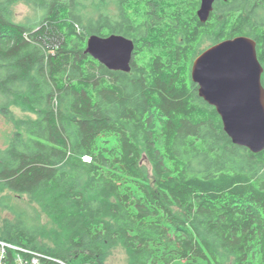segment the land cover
Listing matches in <instances>:
<instances>
[{"label": "trees", "instance_id": "obj_1", "mask_svg": "<svg viewBox=\"0 0 264 264\" xmlns=\"http://www.w3.org/2000/svg\"><path fill=\"white\" fill-rule=\"evenodd\" d=\"M18 1L0 0V115L37 118L0 147V193L59 229L16 211L0 242L41 264H106L118 246L129 264H264V151L235 145L191 79L205 36L253 38L264 67V0H217L206 23L201 0H24L46 12L34 26L13 19ZM111 33L136 42L128 73L85 53ZM4 248L6 264L30 257Z\"/></svg>", "mask_w": 264, "mask_h": 264}, {"label": "water", "instance_id": "obj_2", "mask_svg": "<svg viewBox=\"0 0 264 264\" xmlns=\"http://www.w3.org/2000/svg\"><path fill=\"white\" fill-rule=\"evenodd\" d=\"M216 1L201 0L197 10L201 23L209 20ZM135 48V40L123 34H92L85 53L111 71L128 73ZM263 72L257 42L245 35L212 45L195 58L191 68L198 95L216 108L232 142L253 153L264 151Z\"/></svg>", "mask_w": 264, "mask_h": 264}, {"label": "rangeland", "instance_id": "obj_3", "mask_svg": "<svg viewBox=\"0 0 264 264\" xmlns=\"http://www.w3.org/2000/svg\"><path fill=\"white\" fill-rule=\"evenodd\" d=\"M106 11L108 15L113 19H116L119 15L118 7H116V3L114 1L110 2ZM45 13L46 12L44 10L30 3H27L24 0L18 1L12 6L13 19L17 23H22L28 26H34L44 17ZM214 44L216 43L212 38L205 36L199 47L202 51H205ZM10 109L13 114L12 117H5L0 115V147H5L9 143L10 138L13 137L18 131L17 123L15 120L37 118V114L27 111L21 106L12 105ZM0 199H4V202L7 204L3 205L2 203H0V215L2 217L14 218L16 215V211L24 212L29 217L32 215L35 216L36 214H40V218L42 224L45 226V229L49 230L52 227H56L57 229H59L54 222L52 223L51 219L46 214L40 211L39 205L36 202L31 201L28 195L18 197L13 192L6 190L0 193ZM40 244H42L43 246L52 245L50 236L43 238ZM36 252L40 251L36 250ZM40 253L45 254L43 252ZM129 261L130 257L128 251L123 246H118L111 250L106 260V264H129Z\"/></svg>", "mask_w": 264, "mask_h": 264}, {"label": "built area", "instance_id": "obj_4", "mask_svg": "<svg viewBox=\"0 0 264 264\" xmlns=\"http://www.w3.org/2000/svg\"><path fill=\"white\" fill-rule=\"evenodd\" d=\"M84 159L87 160V161L91 160V158L89 156H85ZM0 244L3 247V249L1 250V254H0V264H6V263H4V261L2 259L3 255L5 253V248L4 247H14V248H17L19 250L25 251V252H27L30 255V257L28 259H24L22 256H19L18 264H41L43 258H48V259H52L53 260V258H51V257H49V256H47L45 254H42L40 252L26 250V249H21V248L13 246L11 244H8L6 242H0ZM55 260H57V259H55ZM57 261L63 263L61 260H57ZM63 264H65V263H63Z\"/></svg>", "mask_w": 264, "mask_h": 264}, {"label": "bare ground", "instance_id": "obj_5", "mask_svg": "<svg viewBox=\"0 0 264 264\" xmlns=\"http://www.w3.org/2000/svg\"><path fill=\"white\" fill-rule=\"evenodd\" d=\"M174 5V4H173ZM153 54V53H152Z\"/></svg>", "mask_w": 264, "mask_h": 264}]
</instances>
